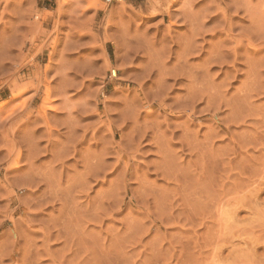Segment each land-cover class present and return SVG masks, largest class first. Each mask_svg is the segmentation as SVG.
I'll return each mask as SVG.
<instances>
[{
    "label": "clouds",
    "instance_id": "clouds-1",
    "mask_svg": "<svg viewBox=\"0 0 264 264\" xmlns=\"http://www.w3.org/2000/svg\"><path fill=\"white\" fill-rule=\"evenodd\" d=\"M179 2L115 0L120 7L93 24L96 46L111 43L118 53L115 63L104 54L101 88L89 101L97 124L81 128L88 113L68 110L64 127L78 142L58 158L30 139L0 160V192L13 205L0 213V230L12 221L0 264H205L213 235L232 231L217 225V207L264 196V0H210L208 11L196 7L201 0L176 9ZM213 15L222 26L207 27ZM130 67L144 75L138 106L122 112L108 107L104 89L129 84L121 76ZM149 79L163 89L155 99L144 93ZM12 165L27 170L39 199H22L5 175ZM35 216L44 217L39 225ZM37 228L39 238L31 235Z\"/></svg>",
    "mask_w": 264,
    "mask_h": 264
},
{
    "label": "rangeland",
    "instance_id": "rangeland-1",
    "mask_svg": "<svg viewBox=\"0 0 264 264\" xmlns=\"http://www.w3.org/2000/svg\"><path fill=\"white\" fill-rule=\"evenodd\" d=\"M184 2L180 0L174 7L182 9ZM101 4L104 6L97 7ZM209 5L210 0H201L196 7L208 11ZM139 6L137 0L134 7ZM119 7L115 0L111 4H106L105 0H11L7 5L0 3V144L5 145L0 148V160L11 161L12 145L30 139H37L39 149L51 150L58 158L65 144L78 142L77 135L64 127L68 110L79 109L88 113L79 122L81 128L97 124L100 117L91 111L96 105L89 101L101 88L98 73L104 63V54L115 63L118 53L111 43L106 48L96 46L93 24ZM160 19V16H154L146 21L145 26ZM223 19L222 15H213L207 27L222 26ZM212 39L218 40L219 35ZM119 56V63H123V51ZM93 58H98L95 63H92ZM63 68L70 69V74L58 79L57 72ZM143 75L140 69L130 67L121 76V79L132 77L129 84L119 90H114L115 83L108 84L104 93L114 101L108 107H118L123 112L130 105L138 106V80ZM143 89L145 95L151 94L153 99L163 91L152 79L143 85ZM19 90L23 92L16 96ZM65 95L69 97L66 101L62 99ZM120 97L124 98L123 105L115 102ZM230 127L233 131L245 130L244 126ZM104 131L101 129L100 134ZM28 155L23 153V159ZM5 175L10 183L24 190L22 199L25 201L42 196L30 186L25 168L12 165L11 171L5 170ZM261 201L264 196L217 207V225H224L232 231L221 238L213 235V248L205 249L203 256L205 264H264V244L261 243L264 240V229L261 228L264 225V203ZM11 207L13 205L4 197V192H0V213ZM12 215L15 218L19 213ZM43 219V216L34 217L37 225ZM11 225L12 221L5 219L0 241H7ZM31 235L39 238V229L33 230ZM194 244L199 246V241ZM216 245H220L218 250H215ZM51 247L58 249L59 246Z\"/></svg>",
    "mask_w": 264,
    "mask_h": 264
},
{
    "label": "bare ground",
    "instance_id": "bare-ground-1",
    "mask_svg": "<svg viewBox=\"0 0 264 264\" xmlns=\"http://www.w3.org/2000/svg\"><path fill=\"white\" fill-rule=\"evenodd\" d=\"M13 91H14V90H13ZM46 91H47V90H46ZM21 92H23V90H22V91L19 90L18 92L15 93V95L17 96V95H19ZM46 93H47V95H48V92H46ZM47 95H46V97H47ZM47 98H48V97H47Z\"/></svg>",
    "mask_w": 264,
    "mask_h": 264
}]
</instances>
